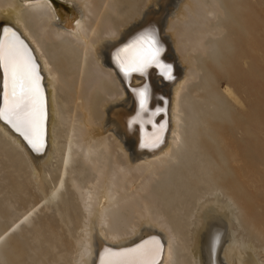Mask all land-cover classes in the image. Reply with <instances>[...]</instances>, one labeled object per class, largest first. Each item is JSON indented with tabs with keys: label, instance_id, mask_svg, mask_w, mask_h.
Here are the masks:
<instances>
[{
	"label": "bare ground",
	"instance_id": "6f19581e",
	"mask_svg": "<svg viewBox=\"0 0 264 264\" xmlns=\"http://www.w3.org/2000/svg\"><path fill=\"white\" fill-rule=\"evenodd\" d=\"M146 2L159 3L161 7L159 11L144 12L142 19L121 32ZM231 2L234 1L0 0V37L2 28L8 27L26 42L39 67L44 97V150L33 151L19 133L0 121V153L26 166L32 177L26 184L32 181L36 185L45 204L51 205L62 197L60 191L67 180V191L83 219L79 226L82 234L75 239V255L70 262L62 255L50 261L47 227L44 218L35 216L37 206L15 214L11 202L0 198V264H57L60 260L64 264H100L105 249L132 248L146 236L150 237L145 241L155 239L159 243L157 264H194L189 241L198 232L192 219L196 217L199 224L200 210L216 203L226 211L227 223H240L235 197L237 180L232 177L224 185L226 176L215 162L220 152L209 148L208 136L210 115L223 119L222 110L218 112L222 107L219 93L217 96L209 89L210 69L220 66L222 16L236 7ZM138 3L141 5L137 7ZM73 9L76 12L69 18ZM161 12L168 14L165 20H161ZM179 23L184 25L180 31ZM147 27L157 30L164 48L161 60L170 63L174 77L164 82L159 70L150 68L147 76L133 74L129 89L113 62V54ZM104 36H114V40L102 41ZM95 59L98 63L101 60V67L95 65ZM146 78L151 89L148 108L167 105V123L155 147H141V141L154 131L153 124L159 128L156 123L162 115L155 120L152 117L153 124H144L143 131L138 124L128 128L129 119L137 112L131 88H139ZM114 81L116 87L125 89L126 101L131 105L128 109L108 107L104 126L96 128L101 108L117 91ZM221 90L231 101L240 102L228 85ZM160 95L165 101L158 99ZM109 132L117 136L115 146L109 141ZM52 159L58 163L57 177L45 192L43 184L48 173L44 166ZM198 185H203L201 194L196 193ZM225 187L232 192L224 195ZM220 195L226 200L220 202ZM203 197L206 199L200 203ZM60 200L66 215L68 207ZM214 218L199 231L197 247L203 264H258L246 254L251 244L236 239L230 227L224 238L225 226L219 217ZM142 224L146 226L136 230ZM191 225L196 231H189Z\"/></svg>",
	"mask_w": 264,
	"mask_h": 264
},
{
	"label": "rangeland",
	"instance_id": "374dc122",
	"mask_svg": "<svg viewBox=\"0 0 264 264\" xmlns=\"http://www.w3.org/2000/svg\"><path fill=\"white\" fill-rule=\"evenodd\" d=\"M233 1L231 3H234V6L236 4V7L228 12L226 11L222 16L225 20L222 23L224 32L222 34L223 44L220 47L222 53L220 66L216 68L212 66L210 69L212 78L210 79L209 89L214 94L219 93V96L216 95L219 97L218 100L222 103V107L218 112L222 110L223 119L220 121L214 114L210 115L212 117L208 122L210 128L208 136L210 139L209 148L220 152L221 157L215 156V162L221 168L223 175L226 176L224 179L226 184L224 185L227 186V181L232 177L237 180L238 193L235 197L240 209V223L237 224L236 221L227 223L226 211L220 210L216 203H210L212 205L208 204L200 210L199 224H197L196 217L192 219L196 222L198 232H196L195 239L189 241V246L194 254V264H203V259L200 258L202 254L199 247H197L199 231H202L203 225L213 217H215L214 219L219 217L218 221H221L223 226L226 227L223 231L224 238L227 235L226 232H229V227L232 228L236 239L248 245L251 244L249 245L250 249H247V252L250 251L251 254L246 252L247 256H253V260L258 264H264V0ZM159 3L154 5L146 2V5L143 6L138 3L137 7L140 5L141 7L137 10L138 12H135L134 19L132 18L129 26L122 27L120 31H126V28L128 30L131 24H136L137 21L142 19L144 12L159 11L158 8L161 7ZM235 8L237 9L235 10ZM74 12H76L75 9L68 17L71 18ZM159 16L161 20H165L168 14L161 12ZM249 16L251 21L248 20ZM176 25L178 26V24ZM180 25L179 27L176 26L178 31H180V27H184L182 23ZM120 31L113 37L116 38L121 33ZM163 31L160 33L165 36L166 32ZM113 37L104 36L102 41H112L114 40ZM224 47H228V49L225 50ZM94 63L101 67V60L98 63L95 59ZM176 63H178L177 60ZM178 66L181 67L182 65L179 64ZM158 83L159 86H162L159 81ZM114 84H116L115 81ZM226 85L234 90L240 102L235 103L221 93V89ZM114 86L117 91L101 108L102 116L98 121L100 125H97L96 128L101 129L104 126L103 124H105L109 115L107 112L108 107L115 105V108L126 107L128 109L131 105L130 102L126 101L125 89L122 86L116 87L117 84ZM109 134V141L115 146L117 136L114 132H109ZM122 145L127 149L124 144ZM52 161L50 164L45 165L47 167L44 166V170L48 173L43 184L45 192H48L50 187L53 186L57 177L58 163L54 162V159ZM30 179H32L30 171L25 165L10 159L9 154L0 153V198L11 202L13 205L11 210L15 214H20L32 206H37L34 211L35 216L44 218L47 227V244L50 249L49 260L52 261L55 256L62 255L70 262V258L75 255V239L82 234V229L79 226L82 224L83 219L72 194L67 191L69 189L68 181L66 180L65 187L60 191L63 194L62 197L56 198L51 205H48L42 202L43 194L32 181L29 185L26 184ZM192 187L193 190L196 188L193 183ZM203 189V185H198L196 193L201 194ZM231 192L230 188H224V195ZM224 195L219 196L220 202L226 200ZM204 197L213 198L212 195ZM204 197L201 199L202 201L200 200V203L205 201L206 198ZM60 199H63L64 205L68 207L66 215L69 218L65 215ZM190 207L192 208V205ZM33 224L34 227H39L36 221ZM143 226L146 225L142 224L136 230L141 231L144 228ZM193 228L194 226H189V231L195 230ZM188 237H190L188 239H191L192 235L189 233ZM64 263V260L57 262V264Z\"/></svg>",
	"mask_w": 264,
	"mask_h": 264
},
{
	"label": "snow or ice",
	"instance_id": "6c2138e0",
	"mask_svg": "<svg viewBox=\"0 0 264 264\" xmlns=\"http://www.w3.org/2000/svg\"><path fill=\"white\" fill-rule=\"evenodd\" d=\"M0 37V121H4L19 133L35 152L44 150V97L37 63L27 45L8 27H3ZM164 48L154 27H147L128 43L116 49L113 62L125 82L133 74L147 76L150 68H156L164 79H173L172 66L161 60ZM138 110L128 121V128L145 123L153 124L152 117L163 111L157 108L149 112V86L131 88ZM148 118L145 119V115ZM154 131L142 137L141 147H155L164 128L153 124ZM160 246L155 239L144 241L132 248L113 251L105 249L100 264H157Z\"/></svg>",
	"mask_w": 264,
	"mask_h": 264
},
{
	"label": "water",
	"instance_id": "95a60500",
	"mask_svg": "<svg viewBox=\"0 0 264 264\" xmlns=\"http://www.w3.org/2000/svg\"><path fill=\"white\" fill-rule=\"evenodd\" d=\"M1 36H2V34H1ZM20 39H21V38H20ZM21 40H22V39H21ZM23 42L26 44L25 41H23ZM27 47H28V46H27ZM29 49H30V48H29ZM30 51H31V50H30ZM31 55H32L33 58H34V55L32 54V51H31ZM166 64H170V63H166ZM115 66H116V65H115ZM117 69H118V68H117ZM118 70H119V69H118ZM172 74H173V68H172L171 75H172ZM173 77H174V76H173ZM168 80H171V79H164V82H167ZM129 82H130V81L126 82V85H127V87L130 89V87H129V85H128ZM144 84H147V85L149 86L147 78H146L145 81H144L141 85H139L138 87H142ZM150 94H151V89L149 88L148 104H149V102H150ZM158 99H159V100H162V101H165V99H164V97H163L162 95H160V96L158 97ZM157 108H158V107H154V108H152V109H149V112H153V111H155ZM159 108H162L163 111L160 112L159 114L155 115L154 120L157 119L158 115H162V117H160V119L157 121L156 124H157V125H158V124H163V125H164V123H167V115H166L167 105H166V103H163V104L159 105ZM136 110H138V104H137ZM164 115H165V117H164ZM150 125H151V124L145 123V126H150ZM148 130H149V129H148ZM151 236H154V235H151ZM148 237H150V236H146V237L142 238L141 240L135 242V243L132 244L131 246H133V245H137V244H139V243L145 241Z\"/></svg>",
	"mask_w": 264,
	"mask_h": 264
}]
</instances>
